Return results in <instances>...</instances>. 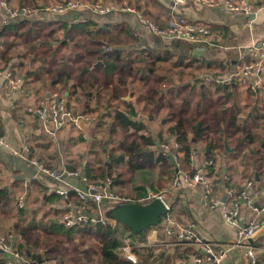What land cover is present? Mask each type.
<instances>
[{"label":"trees","instance_id":"16d2710c","mask_svg":"<svg viewBox=\"0 0 264 264\" xmlns=\"http://www.w3.org/2000/svg\"><path fill=\"white\" fill-rule=\"evenodd\" d=\"M142 15L146 17L145 13ZM153 21L159 26L168 23V20L166 24ZM58 28L64 30L62 35H58ZM58 28L53 22L27 19L4 26L0 31V43L4 46L0 51V62L5 68L15 70L16 74L20 69L28 68L29 71H24L26 76L34 75L35 79L43 80L50 87L57 86L60 92L67 93L68 99V95L79 92L89 96L99 93L109 99L108 110L112 115L106 127L100 129L103 138L99 155L84 168L68 166L69 169L78 172L84 169L87 179L95 183L110 177L118 194L126 193L122 197L136 200L146 196L148 189L158 191L164 185L171 187L176 163L172 157L162 154L160 144L175 137L180 144L178 160L182 170L194 176L197 167L203 168L214 189V182L222 176L221 168L216 165V154L218 151L227 153L225 143L237 152L243 151L247 144L251 145V156L260 175L264 168V132L256 120L261 116L257 110L253 111L256 120L243 124L235 95L229 91L234 86L205 84L203 75L194 77L192 82L182 81L175 85L172 75L175 67L183 65L182 57L172 61L170 56L154 54L147 48L137 50L134 57L124 54L118 46L130 40L125 39L124 34H128L121 29H95L93 20L71 26L61 22ZM55 39L56 43L53 42ZM19 53L20 59L17 58ZM192 66L190 63L181 67ZM131 82L142 87L145 106L150 107L147 112L153 120L161 112H166L162 120V124L168 125L166 136L160 131L157 139L147 124L134 121L139 116L137 109L130 101L124 100L131 93ZM93 109L90 111L97 108ZM199 141L204 146L200 164L195 151V144ZM191 153L196 154L197 167L191 164ZM60 198L58 194H49L45 201L55 202ZM14 200L12 187L0 186V227L1 216L10 215L7 208ZM40 201L44 203V199ZM39 209L22 208L11 230L0 228V232L15 236V245L30 260L58 259V264H159L162 260V264H175L181 259L190 261L198 254L187 247H175L171 253L162 248L154 257L151 248H147L144 252L134 249L138 256L136 262L125 257L123 246L127 234L138 239L154 228L163 229L166 215L161 216L158 226L140 233L118 221L66 226L60 220L64 214L62 208H50L45 214L51 212L59 220L48 219L42 224H32L22 219L23 214L27 216L29 211L36 214ZM96 209V204H91L86 211L95 213ZM178 212L180 214V209L171 206L169 216L177 221ZM0 264H6L1 254Z\"/></svg>","mask_w":264,"mask_h":264},{"label":"crops","instance_id":"0c3cea01","mask_svg":"<svg viewBox=\"0 0 264 264\" xmlns=\"http://www.w3.org/2000/svg\"><path fill=\"white\" fill-rule=\"evenodd\" d=\"M10 1L15 8L21 9L24 6L34 11L11 18L0 6V31L4 26L22 19L53 22L57 28L61 22L71 26L79 22L93 20L95 29H108L111 31L121 29L127 32L128 36L125 34L124 36L125 39L129 38L130 41L118 46L124 54L134 57L138 54V51L147 48L153 50L154 54L170 56L172 61L182 57L184 60L183 65L191 63L192 68L181 67L183 65L174 68L175 73H173L172 79L175 85H179L181 81L183 83L192 82L194 77L210 75V73L224 74L235 71L242 64V50L252 44H259L264 39V0H243L253 6L254 12L250 16L230 12L223 6H203L194 0H99L101 3L116 4L120 7L132 6L139 12L145 13L146 17L163 24H166L172 15H176L209 25L211 35L207 42L202 43L160 37L154 34L148 25L143 23L137 13L127 10L119 9L110 13L99 14L88 7L81 6L79 9L64 13H52L42 7L52 1L61 2L66 0ZM79 1L86 3L98 0ZM57 32L58 35H62L64 30L58 28ZM53 42L56 43L57 40L55 39ZM3 48V44L0 43V51ZM20 51L21 49H19ZM17 58L20 59V53ZM26 69L29 71L28 68H22L17 71V74L14 70L15 75L21 77L27 89V94L23 96L18 93L8 95L5 91L4 78L0 76V134L5 137L11 148L19 151L18 154H14L9 148L0 146V186L12 187L16 198L20 194H25L27 197L26 209L35 207L40 209L36 214H33V211H29L27 216L23 214L22 219L28 223L42 224L48 219L59 220V217L51 212L45 215L50 208L64 209L62 197L55 202L45 201L49 194L57 195L54 190L63 184L83 186L84 182L81 175H85L84 169L78 172L69 169L68 166L84 168L87 162L93 161L94 158L96 160L97 154L99 155L101 138H103L100 129L102 126L106 127L110 122L112 113L108 110L109 99L105 98L103 94L96 93L92 96L80 92L70 94L68 95L70 108L77 113L89 115L91 119L85 120L79 125L71 124L62 129L53 130V126L49 121L42 120L37 113L29 111L28 106L37 104L38 101L47 98L53 90L58 88L57 86H48L43 80L35 79L34 75L26 76L27 74L24 72ZM179 69L182 70V75L176 72ZM130 89L131 93L124 97V100L130 101L137 109L139 116L135 117L134 121H142L148 125L146 121H151L152 117L147 112L150 107L145 106V95L142 92V87L137 82H131ZM229 91L235 95V103L240 113L239 118L243 124H249L256 120L253 119L252 112L257 110L258 115L261 117L256 122L260 123L261 127L259 129L264 132V129H262V126H264V81L254 90L245 84H235ZM90 108L97 109L90 111ZM165 113L161 112L160 114L164 117ZM163 132L165 136L168 134L167 129ZM155 136L157 137V134ZM25 146L29 148L27 153L24 149ZM203 147L201 141L195 144L198 161H203ZM228 147L233 151L226 149L227 153L218 151L216 154V165L221 168V173H231L235 185L239 187L244 184L245 180L250 178H254L259 186H264V168L260 170V175H258L251 156L252 146L247 144L241 152H237L234 147L229 145ZM32 160L57 171L68 169L76 172L77 175L66 176L65 180L61 182V180L40 171ZM214 185L216 193L223 197L221 175L220 180L217 179ZM114 190L116 191L115 186ZM150 192H162L167 204L174 206V209H180V214L178 212L180 219H176L177 221L195 223L199 234L210 237L211 240L215 241L217 251L220 249L227 250L223 258V264H250L244 247L237 243V230L226 222L221 207L214 209L209 207L204 200L203 188L200 184L180 190H172L169 186L164 185V187L158 188V191L148 189L147 195ZM146 196L137 198L134 201L143 199ZM41 198L44 199L45 205L43 206L46 207V210L41 209L43 206H38ZM7 209L10 210L9 214L12 218H19L20 209L16 206V200L12 201ZM127 237L130 239L134 237L135 244L139 242L149 244L141 251L144 252L147 248H151L154 257L159 255L162 248L170 253L174 251L175 247L180 249L187 247L197 253L199 252L196 246L177 244L175 235L168 234L165 225L163 229L154 228L138 237V239L137 236L128 234ZM251 242L256 246V250L260 255V264H264V226L255 234ZM192 258L190 261L177 260L175 264H194ZM162 263L161 260L159 264Z\"/></svg>","mask_w":264,"mask_h":264},{"label":"built area","instance_id":"2783aa9c","mask_svg":"<svg viewBox=\"0 0 264 264\" xmlns=\"http://www.w3.org/2000/svg\"><path fill=\"white\" fill-rule=\"evenodd\" d=\"M198 4L208 7L223 6L230 12L240 13L243 16L253 14V6L243 0H194ZM0 6L11 18L19 15L29 14L34 10L26 7L13 8L7 1L0 0ZM81 6L90 8L93 12L99 14L110 13L119 9L135 12L139 15L144 24L148 25L150 30L165 38L184 39L193 43L207 42L211 31L210 28L202 23L195 22L184 16L172 15L168 19L166 26H159L153 20L145 17L136 8L132 6L120 7L116 4H104L99 1L80 2L78 0H66L55 4L46 5L43 8L52 13H64L70 10L79 9ZM242 64L233 72L224 74L204 75L202 79L205 84L234 86L235 84H245L251 89L264 81V39L259 44L255 43L245 47L241 53ZM0 76L4 78L5 91L8 95L18 93L20 96L27 94V89L21 77L15 75L14 70L5 68L0 63ZM28 110L35 112L42 120L49 121L53 130L62 129L71 124L79 125L83 121H88L91 117L85 113H77L70 108L66 94L59 90H53L45 99L38 101L37 104L29 105ZM54 134V133H53ZM0 146L9 148L12 153L18 154L19 151L10 147L5 137L0 134ZM180 144L175 137L170 141H163L160 144V150L164 156H170L175 160L176 173L172 181L171 189L180 190L200 184L203 188L204 200L210 208L221 207L226 222L237 230L239 245L245 249L250 264H260V255L256 246L251 242L255 234L264 226V186H259L254 178L244 181L242 186H236L233 176L229 172H222L221 181L223 185L224 196L218 195L213 188L211 181L204 174L203 168L197 167L196 154L191 153V164L196 166L198 171L194 176L182 170L178 160V149ZM26 153L29 152L28 146L24 147ZM40 171L45 172L63 182L66 176L77 175L76 172L63 169L57 171L48 168L42 163L32 160ZM84 187L68 186L63 184L54 191L63 199L64 214L61 218L66 226H77L82 224H106L111 220L104 215L105 204L112 205L120 202L130 201L118 194L113 188V180L108 177L102 182H91L85 175H81ZM107 198L108 203L104 201ZM155 198L164 200L162 192H150L145 198L137 202L146 203V200ZM134 201V200H132ZM166 203V202H165ZM96 204V212L88 213L87 207ZM168 212L166 214L165 230L168 234H174L177 244H186L196 246L198 254L193 256L194 264H223V258L226 255L225 249L217 251V244L210 237L198 233L195 223H182L175 221L169 216L171 205L167 204ZM16 206L19 209L26 208L27 197L20 194L16 198ZM84 206H86L84 208ZM16 238L12 233L5 234L0 232V254L5 259L6 264H58V259H49L44 261L27 259L15 245ZM149 246L147 243L132 244L129 237L126 238V244L123 246L124 255L132 262L137 261V254L134 249H141Z\"/></svg>","mask_w":264,"mask_h":264},{"label":"water","instance_id":"95a60500","mask_svg":"<svg viewBox=\"0 0 264 264\" xmlns=\"http://www.w3.org/2000/svg\"><path fill=\"white\" fill-rule=\"evenodd\" d=\"M253 17V16H252ZM227 150H232L225 143ZM84 183L82 187L85 188ZM108 203L107 198L104 199ZM168 208L166 203L155 198L146 203L137 201H125L117 204L104 206V215L111 220H115L129 226L134 232L140 233L151 226H158L161 216L166 215Z\"/></svg>","mask_w":264,"mask_h":264},{"label":"rangeland","instance_id":"374dc122","mask_svg":"<svg viewBox=\"0 0 264 264\" xmlns=\"http://www.w3.org/2000/svg\"><path fill=\"white\" fill-rule=\"evenodd\" d=\"M5 1H7V0H5ZM79 1V0H78ZM99 1V0H98ZM12 7H13V5L11 4L12 2L9 0V1H7ZM55 2L56 1H52V2H49V4L48 5H51V4H55ZM57 3V2H56ZM13 8H15V7H13ZM43 8V7H42ZM164 66H169V65H164ZM180 70L181 69H179V70H176V72H178L180 75H182L181 73H180ZM180 78V77H179ZM183 78V77H182ZM181 78V79H182ZM182 82V81H181ZM57 90H59V89H57ZM165 112V111H164ZM151 121H146L147 123H148V127H149V129L151 130H155V131H152L151 130V132L154 134H157V139L158 138H160V131H162L163 132V130L165 131L166 129H167V126L168 125H166V124H161V122H162V120H163V116L161 115V114H159L158 116H157V118H156V120H153V119H150ZM156 129H157V133H156ZM159 130V131H158ZM154 134V135H155ZM159 134V135H158ZM199 162V164H200V160L198 161ZM252 174V173H251ZM99 183V182H98ZM125 194L126 193H122V195L121 196H125ZM130 195H132L131 193H130ZM43 202L42 201H39L38 202V206H43ZM41 209H44V210H46V207L45 206H43V207H41ZM1 218L3 219V220H1V229H3V230H11V225L14 223V222H16L15 221V219H17V218H12L10 215H6V217H4V216H1ZM122 225V224H121Z\"/></svg>","mask_w":264,"mask_h":264}]
</instances>
